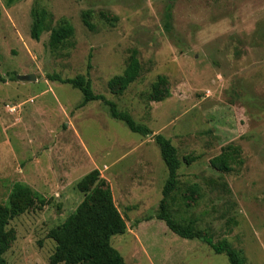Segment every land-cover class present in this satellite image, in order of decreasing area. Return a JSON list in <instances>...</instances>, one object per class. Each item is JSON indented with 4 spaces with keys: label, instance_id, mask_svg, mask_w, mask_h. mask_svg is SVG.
Listing matches in <instances>:
<instances>
[{
    "label": "rangeland",
    "instance_id": "obj_1",
    "mask_svg": "<svg viewBox=\"0 0 264 264\" xmlns=\"http://www.w3.org/2000/svg\"><path fill=\"white\" fill-rule=\"evenodd\" d=\"M0 10V206L16 183L34 193L7 226L8 264H51L49 232L102 181L127 224L111 238L126 264H230L158 218L169 172L157 134L180 161L167 201L174 220L228 241L244 264H264V0H0ZM63 25L73 35L52 47ZM134 50L139 77L111 91ZM29 74L37 79H18ZM54 75L84 76L153 135L132 132L103 101L84 104ZM229 146L241 162L220 172L211 159ZM95 170L99 181L79 188Z\"/></svg>",
    "mask_w": 264,
    "mask_h": 264
},
{
    "label": "trees",
    "instance_id": "obj_2",
    "mask_svg": "<svg viewBox=\"0 0 264 264\" xmlns=\"http://www.w3.org/2000/svg\"><path fill=\"white\" fill-rule=\"evenodd\" d=\"M46 11L42 12L43 18L39 16L32 28V36L40 39L44 31L43 20ZM1 18V10H0ZM87 25L91 24L86 21ZM74 29L69 25L54 29L50 36L52 47H58L66 39L73 35ZM138 53L134 50L130 62L124 73L116 76L108 83L111 91L122 93L139 77L141 67ZM54 80L71 84L83 94V103L103 101L109 106L112 118L124 122L134 133L149 135L151 130L137 123L128 112L120 111L116 103L106 99L104 95L96 94L90 80L84 76L76 78L61 79L52 76ZM158 89L157 87H155ZM156 97H159L158 92ZM155 141L160 147L162 159L165 162L169 176L163 188V198L160 202L158 218L163 220L168 228L175 234L186 239H198L209 245L216 253L227 255L230 264H244L241 253L226 241H214V239L193 226V223L179 224L167 210V201L176 190L178 185V170L180 161L177 148L172 141L163 134L155 135ZM239 148L229 146L220 155L211 159V166L220 172H230L232 163L241 162L237 158ZM100 173L95 170L87 174L78 184V187L87 190L89 185L99 181ZM196 191V188L193 187ZM34 193L31 188L22 183H16L5 206H0V264H8L4 254L10 242V232L7 230L9 221L17 215L27 211L33 205ZM127 224L122 217L118 207L113 201L112 190L104 181L101 182L90 195L79 205L75 214L70 216L61 226L52 229L48 237L56 242V250L50 257L51 264H126L121 253L112 246L111 238L117 234H124Z\"/></svg>",
    "mask_w": 264,
    "mask_h": 264
},
{
    "label": "water",
    "instance_id": "obj_3",
    "mask_svg": "<svg viewBox=\"0 0 264 264\" xmlns=\"http://www.w3.org/2000/svg\"><path fill=\"white\" fill-rule=\"evenodd\" d=\"M18 79L21 81H35L37 77L34 74H29V75H19ZM153 135V134H150Z\"/></svg>",
    "mask_w": 264,
    "mask_h": 264
}]
</instances>
